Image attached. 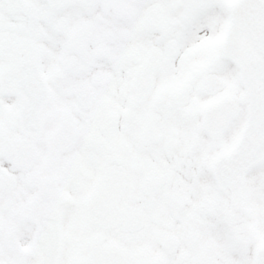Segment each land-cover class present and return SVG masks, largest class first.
<instances>
[{
    "label": "snow or ice",
    "instance_id": "snow-or-ice-1",
    "mask_svg": "<svg viewBox=\"0 0 264 264\" xmlns=\"http://www.w3.org/2000/svg\"><path fill=\"white\" fill-rule=\"evenodd\" d=\"M0 264H264V0H0Z\"/></svg>",
    "mask_w": 264,
    "mask_h": 264
}]
</instances>
